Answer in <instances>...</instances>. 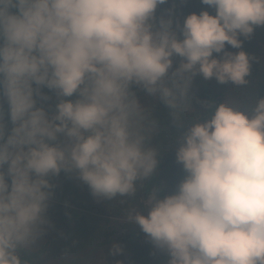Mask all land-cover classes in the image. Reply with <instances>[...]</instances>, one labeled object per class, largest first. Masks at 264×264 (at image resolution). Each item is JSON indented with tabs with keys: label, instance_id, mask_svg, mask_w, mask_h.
<instances>
[{
	"label": "clouds",
	"instance_id": "1",
	"mask_svg": "<svg viewBox=\"0 0 264 264\" xmlns=\"http://www.w3.org/2000/svg\"><path fill=\"white\" fill-rule=\"evenodd\" d=\"M168 2L0 0V264H44L51 177L75 174L102 201L134 196L173 128L187 175L130 223L169 264H264V98L197 114L189 96L197 75L249 84L252 58L226 48L264 26V0H201L215 15L182 25L157 16Z\"/></svg>",
	"mask_w": 264,
	"mask_h": 264
},
{
	"label": "rangeland",
	"instance_id": "2",
	"mask_svg": "<svg viewBox=\"0 0 264 264\" xmlns=\"http://www.w3.org/2000/svg\"><path fill=\"white\" fill-rule=\"evenodd\" d=\"M187 9L189 15L208 11L215 15L213 8L203 5L201 0H169L159 6L157 16L167 15L168 10L175 20L176 15H182ZM176 21V20H175ZM241 49L227 46L226 50L233 53L245 51L251 58V74L247 77L246 87L236 88L231 83L220 84L215 79L208 80L213 93L226 100H241L244 104L254 99L264 98V26L256 27L248 38L240 37ZM178 59L174 58V68L178 66ZM203 83L198 76L193 77L190 89V103L197 114L204 111L205 99ZM158 116L165 124L168 123L167 110L158 109ZM184 129H171V145L164 142L163 137L154 140V145L164 143L163 154L159 157L160 165L148 181L140 182L134 196L117 197L110 201H102L94 197L89 187L73 174L66 181L59 182L60 191L70 200L68 211L60 215H67L68 219L50 225L46 235L40 241V246L51 243L49 251L44 257V264H169L167 250L157 248L150 238L142 232L140 227L129 221V213L143 211L146 214V202L151 190H155L157 197L162 199L174 194L187 173L183 165L177 162L174 139L178 132ZM99 204L112 208L113 216L99 210ZM121 209L127 212L123 216ZM117 245L122 252L112 255L111 249Z\"/></svg>",
	"mask_w": 264,
	"mask_h": 264
},
{
	"label": "trees",
	"instance_id": "3",
	"mask_svg": "<svg viewBox=\"0 0 264 264\" xmlns=\"http://www.w3.org/2000/svg\"><path fill=\"white\" fill-rule=\"evenodd\" d=\"M189 15V12L187 9L183 10L182 15L177 16L176 15V22H178L179 24L182 25L183 20ZM176 59H178V61L180 62V58L176 57ZM199 77V79L202 81L203 83V93H202V97L205 99V107H204V112H212L214 111L215 107L218 106L220 103H223V100L220 98V96L216 95L215 93H213L211 91V89L209 88V81L205 80L202 76L197 75ZM163 152V151H162ZM161 159H165L166 158V154L161 153L160 154ZM158 165H160V163H158ZM73 174H65V173H61L59 176H54L51 177V183L55 186L53 189V197L50 200L49 203V209H48V218L50 221V225H56L59 223V221H63V220H67L68 219V214L67 215H60L61 213H64L66 211H68V207L70 204V200L68 198L64 197V194L60 191L59 188V182L60 181H66L69 178L72 177ZM99 210H101L102 212L107 213V217L109 216H113L115 213L112 212V208H109L107 210V206L106 205H102L99 204ZM121 212H123V216L127 215V212L124 209H121ZM51 246V243L48 241V243L43 244L41 247L42 250V254L43 257L46 256V254L49 251V247Z\"/></svg>",
	"mask_w": 264,
	"mask_h": 264
}]
</instances>
